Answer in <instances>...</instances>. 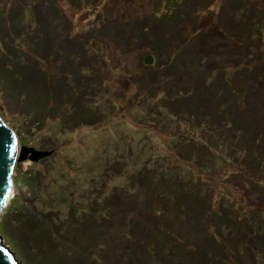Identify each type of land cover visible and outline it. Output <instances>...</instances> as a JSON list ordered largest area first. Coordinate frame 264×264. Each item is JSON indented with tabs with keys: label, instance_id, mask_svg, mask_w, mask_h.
<instances>
[{
	"label": "rangeland",
	"instance_id": "1",
	"mask_svg": "<svg viewBox=\"0 0 264 264\" xmlns=\"http://www.w3.org/2000/svg\"><path fill=\"white\" fill-rule=\"evenodd\" d=\"M35 2L0 0L3 61L19 59L16 44L32 56L41 79L27 61L11 70L28 75L27 104L48 107L34 99L48 91L54 115L34 118L0 83V117L20 149L52 151L16 162L12 199L42 192L56 207L39 206L85 213L77 253L58 264H125L122 252L170 248L180 234L195 245L189 264H264V0H52L66 21L54 29ZM46 31L49 56L28 46Z\"/></svg>",
	"mask_w": 264,
	"mask_h": 264
},
{
	"label": "trees",
	"instance_id": "2",
	"mask_svg": "<svg viewBox=\"0 0 264 264\" xmlns=\"http://www.w3.org/2000/svg\"><path fill=\"white\" fill-rule=\"evenodd\" d=\"M45 1L36 0L35 2V5L39 7L36 13L37 21L41 19L43 20L42 23L49 24L50 27H52L53 29L54 27H56L57 24L58 26L61 25L63 22L65 24L66 21L63 10L60 11L58 9L57 2L52 4V0H49V3H44ZM65 29H66L65 33L68 34L71 33L72 31V30H68L66 26ZM42 30L44 32V28ZM1 33L3 35L8 34L9 33L8 28L2 27ZM45 33L47 35V40H45L46 39ZM45 33L42 34L41 36L35 35L37 39H34L33 43L30 42H29L30 44L28 43V46L31 47L32 50L33 49L36 50L37 52H39V54L40 53L43 54V56L48 55L46 51L47 43L49 41L53 42L50 31H46ZM32 37L34 36H31L30 39ZM2 41L4 43V46L1 43V46L3 48L0 49V83L6 84L8 90L10 89L12 93L18 98V100L23 99L25 101V104L27 106L26 108L28 110L27 112L34 111V116H35L34 118L42 119L47 114L54 115L53 107H51L52 106L51 101H49L51 97L49 96L47 90L45 93L44 92L41 93V90L37 91L36 92L37 94L35 95L39 96V98L35 97L34 99L37 100L44 98V100L47 101L48 107L43 105L44 107L40 109V107H37V105L35 107L34 104L31 106L29 103L28 104L26 103L25 100L26 94L23 93L24 87L22 85V81H26L28 75L24 73L23 68H21L20 71H15V72L12 71L11 68L13 67L11 66V64L13 63L14 66H16L26 61L29 62L31 64L30 70L33 73V74H29L30 75L29 77L32 76L34 79H36V75L39 77V79H41L38 73L39 70L35 66V64H33L32 56L28 55V53H25L22 47H20L18 44H16V46L13 49L14 52L16 53V56L19 57V59L14 60L11 63L9 61L8 63L7 61L6 62L3 61L4 60L3 58L5 57L4 53L7 52L9 46L4 39H2ZM50 52L53 54L56 51L54 49H51ZM58 54L60 53L58 52ZM151 62L152 64H155L157 62L155 56H151ZM37 82L38 81H36V83ZM219 93L221 92L218 93L216 92L215 95L218 96ZM35 95H33V97ZM223 102L226 101L223 100ZM219 103L222 104V101L219 100ZM258 110H259L258 108H255L254 112L252 111L254 117L260 116L261 110L259 111ZM204 114H208L210 116L211 111H207V109H205ZM222 119H224L221 121L223 124L227 122L228 116L222 117ZM36 121L37 120L34 119V123H37ZM212 125H213L212 123H209V125L203 126L204 130H206L207 133L206 135L209 137H212L211 133L215 132V129L214 128H213L214 130L212 129ZM227 134H228V129L226 128V131H224L223 135H227ZM255 188L260 189V187L257 185H255ZM60 191L68 194V192L65 190L60 189ZM34 192L35 191L31 192V195L34 198L32 197L25 198L24 196H20V195L14 196V198L11 201L14 203V205L12 208L8 210V213L5 215L0 228L3 231V233L7 235L8 241L12 244L14 249H17L19 255L24 259L25 264H58L60 257H65L66 255L72 256L73 254L75 255V253H77L76 250L73 248L74 245L72 246V244H73V240H77L83 236L80 235L79 232L80 230H78V225L81 223L82 221L81 217L85 213L83 211H79V209H77V206L74 205L73 202L70 203V209L67 210V212H64L60 207L55 208L56 207L55 200H53L49 195L45 196L44 193L41 192L40 197H37L38 194ZM44 197L46 198L45 200H47L50 204H53L55 207H52L48 210V208L39 206L38 198L43 199ZM16 199H19V202ZM63 201L67 202L66 199H64ZM62 212L64 213L65 216L60 215L62 214ZM240 212L241 211L239 210V213ZM78 216H80L79 219ZM13 217L16 218L17 226L15 227L14 231L11 233L9 232L7 225L11 222ZM239 220H240L239 223H241L239 224L240 228H243L245 224L246 226H248L247 224H249V221H246L244 219H239ZM95 223L96 224H94V226L92 225V231L98 232L97 230L100 226L98 220H95ZM209 225H214L213 221ZM233 227L234 224L231 223H225L224 225V228L227 230L226 232L227 234H232L231 230H233ZM180 236L182 237L175 238V241H173L172 245L170 244L169 246L170 248L166 247V249H152L150 252H146L144 251V249L143 250L129 249V251L127 252H122L121 254L125 255L123 256L124 257L123 262L127 261L125 262V264H189L188 262H185L184 255L186 253H190L189 252L190 249L193 248L195 249V245L190 241H189L190 244L187 245L184 242L185 241L184 239H186L185 236L183 234H180ZM248 236H251V234H247L246 238H244L243 240L241 239V242L246 241ZM93 238H98V234L97 237L93 236ZM248 241H252V239L250 240L248 239ZM253 241L256 242L254 239ZM242 245L245 246V243H243ZM132 253L133 255H131ZM174 254L176 255V258L171 257ZM263 254L262 256H264ZM127 257L129 260L126 259ZM189 262H192L191 264H193V259H189Z\"/></svg>",
	"mask_w": 264,
	"mask_h": 264
},
{
	"label": "water",
	"instance_id": "3",
	"mask_svg": "<svg viewBox=\"0 0 264 264\" xmlns=\"http://www.w3.org/2000/svg\"><path fill=\"white\" fill-rule=\"evenodd\" d=\"M30 151L32 152L30 157L35 161L52 154V151L27 149L25 146L20 149L14 130L0 117V212L13 197L12 173L15 164L17 161L26 159ZM2 242H6V238L0 234V243ZM0 264H24V259L10 246L0 245Z\"/></svg>",
	"mask_w": 264,
	"mask_h": 264
}]
</instances>
